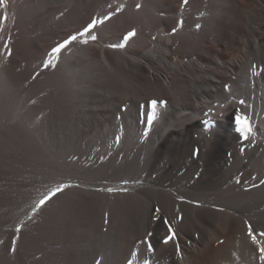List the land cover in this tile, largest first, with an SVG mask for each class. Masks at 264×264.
<instances>
[{
  "label": "bare ground",
  "instance_id": "1",
  "mask_svg": "<svg viewBox=\"0 0 264 264\" xmlns=\"http://www.w3.org/2000/svg\"><path fill=\"white\" fill-rule=\"evenodd\" d=\"M53 1L0 3V180L7 181L0 185V264H91L93 258L99 264H144L145 260L149 264H259L245 221L264 225V185L252 187L264 179V39L260 37V50L255 48L232 78L225 80L219 70L198 79L195 74L211 61L220 66L230 62L220 59L223 46H229L228 26L234 25L230 32L236 34L233 49L243 32L239 22L220 8L222 0H191L179 9V0H111L113 8L122 6V11L85 37L90 40L96 35L97 40L87 45L74 42L62 50L54 68L45 70L42 62L48 53L31 54L22 45L51 25L66 27L76 14L87 10L83 0H62L71 9L53 12L28 33V24H36L39 12ZM229 1L235 8L243 1L256 5L258 11L264 6V0ZM113 8L108 7L107 13ZM181 20L183 27L178 24ZM115 25L136 29L135 37L125 41L116 34L115 38L110 35ZM253 25L250 32L264 36L260 24ZM6 42L13 52L10 58ZM95 43L105 47L99 63L92 49ZM16 55L22 57L18 66L12 60ZM37 72L41 74L33 79ZM116 77L144 84L148 99L157 101L155 119L147 123L152 114L149 106L139 120L129 109L115 115L103 130H89L87 138L85 122L101 121L106 114L91 97L103 98V90L111 94ZM207 100L223 104L204 113L200 108ZM192 101L200 106L187 113ZM103 104L109 111L114 103L109 98ZM237 115L246 116L251 125L247 140L235 123ZM193 136L203 158L220 156L227 161L168 160L177 140L188 143ZM60 183L80 186L66 189L38 208ZM108 188L116 191L109 193ZM181 197L194 203L182 202ZM247 200L259 204L241 211L236 224L237 207ZM77 202L88 209H76ZM156 208L169 220L183 216L173 223L180 255L174 244L160 242L167 231L153 219ZM189 211L201 223L214 219L217 225L227 224L225 230L234 237L226 251L193 233L185 221ZM80 212L93 217L89 243L103 239L96 251L92 244L87 246L89 253L88 248L73 251L83 236L85 214ZM140 230L153 233L154 252L146 251L144 241L128 244Z\"/></svg>",
  "mask_w": 264,
  "mask_h": 264
},
{
  "label": "rangeland",
  "instance_id": "2",
  "mask_svg": "<svg viewBox=\"0 0 264 264\" xmlns=\"http://www.w3.org/2000/svg\"><path fill=\"white\" fill-rule=\"evenodd\" d=\"M5 1V0H3ZM86 3L87 10L84 13H78L76 14L73 19L69 22V24L66 27L61 26H53L51 25L48 29V31L41 32V34H34L31 38L29 37L28 43L27 40L22 45L23 48L28 49L31 54H35L38 56H41L44 53H49L51 51V48L56 46V44L63 42L64 39H66L70 34H74L77 32V30H82L84 26H86L88 23H90L91 19L96 18L99 20H102L104 17V14L107 13L108 5L111 4V0H83ZM162 1H170V0H162ZM191 0H188V4ZM187 4V5H188ZM90 5L91 9H93L90 12ZM181 6H186L183 4V0H179L177 3V8L179 9ZM224 8V12L228 13L230 16H232L235 20V22H239L240 27L242 29V34L236 37V44L235 48L233 49L234 45V37L235 33L230 32L232 27L234 25L228 26V31L226 33V42L229 44V46H223L224 52L221 53L220 59L222 61H230L227 65L220 66L219 64L214 63L211 61L208 66L204 67L202 71H199L195 74V77L198 79L202 77V79H205L208 77V75H215L218 73V71H221V74L223 75L225 80H228L229 77L232 78L234 74H236L238 71V67L243 65L245 61L250 58L254 52L255 48H257L256 52L260 50V37L264 39V36H261L259 32H250L251 28H255L253 23L260 24V30L264 33V6L261 11H258V8L256 5H251L249 2L243 1L241 3V6L239 8H235L229 0H222L220 4V8ZM69 10L71 7H69L66 3L62 0H54L48 6L46 5L44 12H39L38 20L36 24H28V33L31 32L32 29H35V25H38L40 21L47 19L50 14L52 15L53 12H56L57 10ZM116 17V16H115ZM114 17V18H115ZM113 18V19H114ZM30 25V26H29ZM59 27V28H58ZM174 29V28H173ZM171 29L170 33H174ZM136 29L134 28H123V27H117L116 25L114 28L110 31V35H113L115 38L117 36L118 39H123V37L130 31H133ZM149 31H152L154 33L155 28L153 26H150L148 29ZM52 31V32H51ZM112 32V33H111ZM45 33V35H44ZM47 33V34H46ZM51 34V35H50ZM117 34V35H116ZM48 37H47V36ZM50 35V36H49ZM116 35V36H115ZM44 37V38H42ZM50 37V38H49ZM47 38V39H46ZM230 38V40H228ZM42 39V40H40ZM31 41V42H30ZM30 42V43H29ZM29 44V45H28ZM28 45V46H27ZM30 46V47H29ZM92 49L94 51L95 57H97L98 60H96L98 63L102 60V50L105 49L104 45L102 44H93ZM32 51V52H31ZM47 51V52H46ZM262 54L264 55V48L262 49ZM236 57V58H235ZM15 58V59H14ZM17 59V62H16ZM21 59V60H20ZM13 62L16 66L20 65V61H22L21 56H15L13 57ZM40 73V72H39ZM41 74V73H40ZM143 83L141 84L139 81L127 82L125 83L124 78L116 77L113 80L112 84V93L109 94L107 91L103 90V98L95 99L94 96L91 97V101L93 104H98L101 107V109L106 113L103 115L101 121H93L90 123V121L85 122V129L87 130V138H90V131L93 133H96L97 131H101L105 128V126L110 122V120L115 116L122 112H128V110H133L137 117L136 119H140V113L142 110L147 108L149 106V93L144 90ZM218 91L213 93H217ZM109 98H112L113 106L109 111H105L106 106L103 104L105 102H109ZM102 100L103 103H99V101ZM98 102V103H97ZM223 103L221 102H210L207 100V102H204L201 106V110L204 113H210L212 112V108L220 107ZM200 104L189 102L188 107L186 110L187 113H193L195 112ZM103 112V113H104ZM91 126V127H90ZM90 130V131H89ZM194 141H190L188 143H185L183 140H177L175 142V145L172 147V151L168 154V160L171 161H227L226 157L223 159L220 156L215 157L214 159L208 160L206 158H203L202 155V149L200 147V143L196 141V138L193 136ZM189 150V151H188ZM194 150L199 151V155H193ZM190 152V155L187 154ZM9 183V182H8ZM7 184V181H1L0 185ZM259 185V182L257 183ZM260 186V185H259ZM259 204L256 200H247L243 203H241L238 207V213L236 214V224H239L240 216L239 213L241 211H244L245 209H251L257 206ZM264 204V203H263ZM75 208L79 210H86L88 207L85 205H82L81 202H77L75 204ZM82 214V215H81ZM85 213L80 212V215L83 216ZM85 216V217H84ZM83 220L81 221V224L83 225L82 230H80V234L82 239L87 240L81 242L78 246H75L73 251H80L82 249H87L89 245L94 247V251H96L97 246L100 245L101 241L103 240L102 237L95 238V241L89 243L90 241V223L93 222V217H90V214L84 215ZM185 221L192 229L193 233H198L202 238L207 239L208 245L215 244L217 247L219 245H222L223 250L226 251L234 237V233L226 231L227 224H221L217 225L214 219H209L206 222H199L197 220V216L195 212L189 211L185 215ZM134 224L138 225V227L141 229V223L138 220H134ZM254 228V231L256 233H259L261 231H264V225L263 226H257L251 222H249ZM248 225H246V228ZM89 231V232H88ZM148 231L140 230L138 236L129 241V245L133 242L134 245L143 242L146 238V234ZM123 233H127L126 227H123ZM224 234H227V236H224ZM89 236V238L87 237ZM89 239V240H88ZM97 239V240H96ZM190 241L192 239H189ZM258 240L264 244V238H261L258 236ZM100 243H99V242ZM82 244V245H81ZM85 245V248H84ZM133 245V246H134ZM90 247V246H89ZM91 247V249H93ZM88 252H90V248H88ZM96 253V252H95ZM94 260V261H93ZM96 259L93 258L90 262L91 264H95ZM259 264H262L261 261H259Z\"/></svg>",
  "mask_w": 264,
  "mask_h": 264
},
{
  "label": "snow or ice",
  "instance_id": "3",
  "mask_svg": "<svg viewBox=\"0 0 264 264\" xmlns=\"http://www.w3.org/2000/svg\"><path fill=\"white\" fill-rule=\"evenodd\" d=\"M3 0H0V3H2ZM183 4L187 5L188 4V0H183ZM109 8H113V6L111 4L108 5ZM137 9L140 8V5L137 4L136 5ZM122 11V6H117L115 8H113V10L110 13H105L104 17L102 20L93 18L91 19L90 23H88L86 26H84L82 28V30H77L76 33L74 34H70L66 39L63 40V42L56 44V46L51 48V51L48 53V59H46L45 61L42 62V67L43 69L47 70L49 68H54L57 63L59 62V58H60V53L62 52V50L68 48L69 45L73 44L74 42H79L82 43L84 45H87L90 40L91 41H96L97 40V36L96 35H91L90 36V40L88 38L85 37H89V34L94 30L97 29V26L99 24H104L110 20H112L113 16H116L119 14V12ZM3 19L6 21L7 20V16L5 15L3 17ZM180 27H183V21H179L178 22ZM201 27L200 24L196 25L197 30H199ZM173 31H175V29H173ZM136 32L135 30L128 32L123 39L125 41L131 40L133 37H135ZM125 45L124 44H112L110 45V47L113 48H123ZM4 49L6 50L7 56L10 58L13 55L12 49L9 47V42H6L4 44ZM40 73L37 72L34 76L33 79H35ZM240 104H244V101L241 100ZM149 108L152 110V114L148 116L147 119V123L149 125H151L152 121L155 119V109L157 108V101L155 99L151 100L149 102ZM235 123L236 125L239 127V131L241 133L244 134L243 138L245 140H247L248 136L247 134H250L252 129H251V125L247 119L246 116L244 115H237L235 117ZM193 155H199V151L198 150H194ZM253 180H255L256 178L253 177ZM124 183L126 184L127 181H124ZM237 183H241V181H237ZM259 185H264V179H261L259 181ZM259 185L257 184H253L252 187H258ZM80 185L76 184V185H72L69 183H60L56 188L52 189L47 196H45L43 199L40 200L39 205L37 206L42 207L43 205L46 204L47 201L51 200L53 197H56L59 193L64 192L66 189L68 188H72V187H79ZM109 193H112L114 191H116V189H112V188H108L106 189ZM182 202H187V203H194L193 201H185L183 197L180 198ZM199 206V205H197ZM221 211L223 209H220ZM179 209H176V212L179 213ZM153 219L156 221H159L160 226L165 228L167 231V234L164 235L161 239V243L164 245H169L170 243L175 245V251L177 253V255H180V244L178 241V237L176 235V231L173 228V223L177 222L179 220L183 219L182 215H175L173 216L172 220H169L167 218V213H163L162 210L160 208H156L154 209V215H153ZM104 223L107 224L108 223V219L107 216H105L104 219ZM245 223L248 225L247 227V236L250 238L251 243L253 245L256 246V249H258L259 252V260L262 262V264H264V244H262L259 240H258V236L261 238H264V231H261L259 233H256L254 231V228L251 224H249L247 221H245ZM17 231H19V229H17ZM153 236L152 232H147L146 234V238L144 240V243L147 245L146 247V251L147 252H154L155 249L151 243V237ZM0 243H2V241H0ZM15 240H13L11 242L12 246H11V251L14 253L16 251V247H15ZM96 264H99V261L96 262ZM144 264H149V261L145 260Z\"/></svg>",
  "mask_w": 264,
  "mask_h": 264
}]
</instances>
